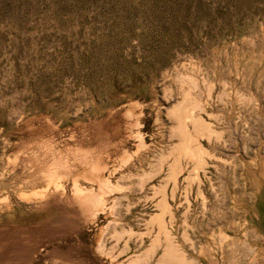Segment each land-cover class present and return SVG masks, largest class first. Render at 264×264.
Masks as SVG:
<instances>
[{
  "label": "rangeland",
  "instance_id": "1",
  "mask_svg": "<svg viewBox=\"0 0 264 264\" xmlns=\"http://www.w3.org/2000/svg\"><path fill=\"white\" fill-rule=\"evenodd\" d=\"M176 71L228 95L208 107L221 136L202 139L199 179L187 158L173 198L166 187L172 239L190 264H264V0H0V264H130L150 248L179 141L168 110L205 96ZM96 163L121 189L92 219L73 180L96 192ZM51 173L62 188L34 196Z\"/></svg>",
  "mask_w": 264,
  "mask_h": 264
},
{
  "label": "bare ground",
  "instance_id": "2",
  "mask_svg": "<svg viewBox=\"0 0 264 264\" xmlns=\"http://www.w3.org/2000/svg\"><path fill=\"white\" fill-rule=\"evenodd\" d=\"M174 76V78H176L178 81L179 87H181L183 84H186L189 88L195 89L198 87V84L202 82L205 90V96L203 97L200 95H193L190 91H185L181 99L168 110V115L174 121L171 132L173 135H176L179 138V141L178 144H176L173 148L172 153L174 154V160L171 164L169 163V173L166 177L165 183L156 189V193L160 194V198L157 201L160 211L153 216V220L158 225V234L152 241L151 246L149 245L150 248L144 252L143 255H135L132 257L130 264H147L149 258L152 256L156 247L160 243V235H163L165 238V246L156 264L191 263V259H189L180 246L173 241V235L171 234V231L167 225L166 217H168L170 220L173 219V211L171 209V204L167 199L166 187L169 184L172 185L171 195L173 198V191L175 189V185L178 182L177 180H179L180 175L183 176L185 174V163H187L185 159L187 158L193 160L192 172L195 179L198 180L199 170L204 167V165L207 163V159L211 156V152L203 143L202 139L212 141L215 139H220L221 136V131H219L214 126L210 119V111L208 107L211 106V101L215 97L219 99H224L227 97L228 92L226 83L223 82V86L219 88L216 83L210 82L197 73L176 71ZM236 93H238V99H246L254 103L257 102V98L253 93L248 95L246 94L245 97H243V93L238 90ZM126 114L133 118L131 126L135 128L133 133L136 140H138V145H143V133L141 131L142 129L140 128L141 114L137 113L134 108H129ZM129 159L130 155H124L122 157L123 163L127 162ZM163 160L164 159L161 158L159 162L158 173L162 170L161 167ZM103 170L104 167L96 163L91 165L85 173V178L88 182L96 183L98 185V190L96 192H90L89 188L81 186L76 179L73 180L74 194L76 197L81 198L84 204L89 206L88 211L92 219L107 209L106 199L104 196L121 189L118 185H114L112 183V181L109 179V175L107 176L104 174ZM111 172L112 171L109 173L111 174ZM50 175L51 178L50 181H48L49 183L45 188H43V190L41 189V192L32 191L34 196H43L50 186H53L55 189L62 188L63 184L61 182V176L53 173ZM152 176V173L144 172L140 176V184L143 183L144 179H151ZM186 178H189V176ZM26 194L24 193L23 195L27 196ZM111 209H113V207H111ZM98 248L101 251L102 247L100 245Z\"/></svg>",
  "mask_w": 264,
  "mask_h": 264
}]
</instances>
